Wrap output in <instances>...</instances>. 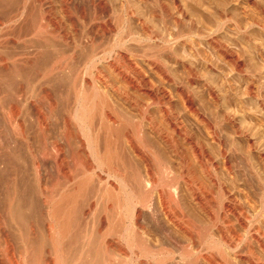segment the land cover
<instances>
[{
    "label": "bare ground",
    "instance_id": "bare-ground-1",
    "mask_svg": "<svg viewBox=\"0 0 264 264\" xmlns=\"http://www.w3.org/2000/svg\"><path fill=\"white\" fill-rule=\"evenodd\" d=\"M139 1L145 5L146 0ZM117 2L114 8L109 0H0V264H87L86 250L91 246L105 255L114 247L116 257L129 264H264V179L255 171L251 179L238 175L240 169L232 163L229 144L218 129L227 123L238 138L245 132L221 105L218 114L206 116L188 89L176 88L185 113L216 146L213 158L175 115L169 94L154 92L142 77L133 86L132 67L119 70L117 63L107 61L104 54L116 53L127 43L157 39L149 33L146 14L136 18L140 32L125 31L121 25L134 18V11L128 0ZM173 5L183 11L177 0ZM190 32L174 39L193 46L195 29ZM108 35L117 43L99 54L96 44ZM204 37L210 45L215 43L213 33ZM220 50L238 71V61L223 47ZM101 60L108 65L107 73L97 67ZM156 61L150 65L163 76L162 64ZM187 70L189 80L196 82L197 73ZM135 89L156 98L152 102L163 113L170 134L150 117L149 105L131 97ZM114 99L138 111L140 124L131 126L116 110ZM252 140H246L251 150ZM157 145L177 161L176 174L158 156ZM64 147L87 149L95 165L82 164L81 173H76L67 166ZM189 156L205 182L197 179ZM52 157L61 183L53 179ZM257 157L264 171V151L258 149ZM94 168H107L108 177L119 186L109 208L116 218L114 233L109 228L113 236L108 232L112 237L103 231L107 219L95 220L92 215L98 198L115 190L106 183L102 187L101 180L97 185L90 182L86 174ZM158 174L165 177L163 184ZM162 185L165 189L160 190ZM213 191L220 203L214 202ZM193 212L200 214L202 225ZM162 220L169 230L160 227Z\"/></svg>",
    "mask_w": 264,
    "mask_h": 264
},
{
    "label": "rangeland",
    "instance_id": "rangeland-1",
    "mask_svg": "<svg viewBox=\"0 0 264 264\" xmlns=\"http://www.w3.org/2000/svg\"><path fill=\"white\" fill-rule=\"evenodd\" d=\"M117 1L118 0H109L110 4L114 8L119 6L118 5L119 3ZM177 1L182 6V10H183L182 12H179L175 9V6L173 5L174 0H146L145 5L142 4L139 0H128L131 9L134 11V18H129V20L126 19V21L124 22L125 25L124 24L121 25L122 28L125 31L132 29V32L137 33V31H139V24L136 18H138L141 14L142 15L146 14L145 18L148 22L149 33L152 32V34L150 33V35L154 34L153 36L154 37L156 36L159 41L155 38L153 40H148V41H146L147 39L146 40L143 39V41H140V42H136V41L130 42V43H127L128 45L126 44L125 47L124 46L121 48L119 47V49L117 50L118 52L113 53V54H104V55H106L105 57L107 61L117 63L118 64L117 67L118 66L121 67L123 65L121 68L118 67L119 70L121 69L123 70L125 69V66L129 65L130 67H132L131 69L133 72L131 73L132 75L139 73L138 75H134V76L129 75L132 78V81H134L133 86L137 84L139 85V81L136 78L142 77L141 79H143L144 82L149 81L150 83L149 87L152 88L154 92L158 91V93H161L164 91L167 94H169V96H171L172 98L173 112L175 113V115L176 116L178 115L177 117H179L182 120V122L188 128L189 131L193 132L195 136H197V138H200V140L205 145L204 147L206 151L213 158H217L216 157L217 155L216 146L213 145L208 140V138L203 133L202 129H200V127H198L197 124L195 126L196 122H194V118L190 116L189 114L185 113L184 107L181 102V98L178 96V92L176 88H180V87L184 89L186 88L188 89L187 91H190L189 93L190 97H192V101L198 107L201 114H204L206 116L218 114L219 113L218 106L221 105L223 109H225L224 111L226 112L228 111L227 113L234 115V117L236 116L235 118L236 120H238L237 121L238 125L240 124L239 125L240 129L241 130L243 129L242 131L245 132L244 135L245 136L248 135V138L247 137L244 138L245 136L242 138L241 137L238 138V136L233 134L234 132L232 130V127L227 123H222L219 126L220 127L218 129L219 134L222 136V139H224L226 145L229 144L228 147L231 149L230 153L232 155L231 156L232 163L234 165L236 164L235 165L237 166L236 168L240 169L238 170L239 172L236 169V171L239 173L237 174L238 175L241 174L243 178L246 177V179L247 178L251 179L253 175L252 173L253 171H255V173H258V175H260V177L261 178L263 177L264 179V171L257 157L258 149L260 151H264V0H177ZM164 12L166 13L164 14ZM165 20L167 21L166 23H165ZM220 23L221 25H219ZM113 25H112V29H114L113 27H116V25L115 26ZM192 25L193 26L196 25V26L193 27ZM179 26L182 28H180ZM115 29L114 31L117 32L118 30L117 27ZM191 29L193 31L195 29V33L193 32V35L191 33L192 32ZM196 31L197 32L199 31V32L197 33ZM187 32L188 33L190 32L192 35L191 37L193 39L191 38L192 40L191 39L190 40H191V44L194 43L193 46H188V44L186 45L184 44V42L181 43V39L180 40L174 39L175 36L177 37L178 35H181L183 33L186 34ZM209 33H213V36L215 38V43L211 45L207 42V40L204 37L208 35ZM196 34H198L199 38L196 36ZM110 37L109 35L105 36L104 39L97 42L96 45L100 46L99 48L100 50L98 51L99 54H101L102 51L107 50L109 47L117 43V40H115L113 36L111 38ZM56 44L61 45V43H56ZM222 47L231 56H233L235 61H238L239 65L241 66L240 68H238V71H237L236 66L233 64V62L230 61L229 59L227 60V58L221 52L220 49ZM36 55H46V54H36ZM47 55L52 57L58 54H47ZM154 56H156L157 58ZM156 60L160 62V65L162 64L161 66L164 69L163 71L165 73L163 74V76L162 74L161 75L159 74L160 72H156V70L153 69L152 66L150 65L152 61H156ZM97 63H96L97 67L98 68L100 67L99 69L101 71L107 73V70H109L107 69L108 68L107 63L104 60L98 61ZM189 67L193 71H195V74L197 73L198 75V76L196 75L197 76L196 82H191L188 78L187 69ZM165 75L167 76V80L166 78L164 79ZM170 79L173 81H171ZM118 85L121 87L120 83ZM189 85L190 87L188 88L187 86ZM160 90H163V91H160ZM131 92H132L131 97L135 101L138 100L137 102L141 101L139 103H142V104L144 103V104L149 105L150 117L159 126L163 127L164 129H167L166 131L167 132L169 131L168 133L170 134L171 129H169V127L165 125L166 123L163 122L164 120L162 117L163 113L159 111L160 110L159 106L157 107L156 106L157 104L154 105L153 103L154 101L156 103V98L152 96L149 97L148 95L147 97L146 95L138 92L136 89ZM152 98L154 99L153 102H152ZM114 100L112 102L116 110L119 111V113L121 112V114L123 113V115H126V117H128L129 122H131L130 124L131 126L133 125L136 126L140 124L141 116L138 111L134 110L133 108H129V107L127 108L121 101H119V99L118 100L114 99ZM214 106L215 107L217 106V107L215 108ZM191 121L193 122L191 123ZM143 125L145 126V123L141 124L142 130L144 128ZM149 138L152 139L151 135L149 136ZM249 138L253 139L252 141H253V144L255 145L254 149L252 150L249 148V145L247 143ZM59 141L62 143L64 142L63 139H60V138H59ZM178 141L182 143L181 139H179ZM158 145L156 146V149L158 150V156L160 158L162 157L163 161H165V163L163 161L162 163L164 164L168 163L171 170H173V172L176 174L178 170L177 169L178 167H176L177 161H174L175 159L172 157L170 158V155H168L167 152H164L162 149H160ZM64 148L65 149H63V156H64V159H66L67 161V166H69V168L74 170L76 173H81L79 171L81 170V167H83L84 165L92 166V164L96 163L95 161L91 160L90 154H88L87 149L86 150L79 149L76 151L71 150L72 151L71 152L67 150L68 149L67 147H64ZM76 152H78V154ZM73 153H76V154L73 156ZM88 156L90 158H88ZM53 158L54 157H52L51 159L52 162H50V165L53 168L52 176H54L53 179L56 180L57 183L58 182L61 183L63 182V177L61 175L59 177V174L56 171L57 164H56L55 159ZM189 161L192 162L191 166L193 170L196 172L197 179L200 180L201 182H205L203 176L201 175L199 170H197L196 164L194 165L193 163L194 161L190 158V156H189ZM257 166L258 168H256ZM106 169L107 168H103L102 171L97 169L99 171L97 170L95 171V168H94L92 169V171H89L86 174V177L89 179L91 178L90 182L95 185H97L98 181L101 180L102 187H105L107 184L108 187H110L112 190H115L114 192H112V194H109V193L106 194L102 199L98 198L97 201L99 204L97 206L96 212L94 213V216L92 215V218L94 217L93 219L95 220H97L98 219L97 217L99 216L100 217L103 216V218L101 217L102 219H105V220L107 219L106 220L107 225L105 226L106 229L104 228L103 231L106 230L107 233L108 232L114 233V230L116 229H115V226H112V225L116 223L115 222L116 218H115V215L113 214L114 212L112 211V209H109V208H113L112 206L113 199H115V196L117 198V194H118V192H116L117 189L115 188L119 186L116 185L117 182L115 181L114 178H112V176L108 177L109 173L106 172L107 171ZM101 172L103 173L102 175H101ZM219 176L220 177L224 176L223 178L222 177L221 178L225 179V175H223V172L220 170H219ZM157 179H158V182L160 181L159 183H162L165 180V177L158 174ZM177 181H180V180H177ZM177 181L176 183L177 185H179L178 188H180V196L182 194V197H185L186 193L183 190V188H181L182 187L181 183ZM102 184L103 185L105 184V186H103ZM203 186H205L206 190H210V186L207 183H203ZM163 187L164 185H162V187L160 186L159 189L160 188H161L160 190L165 189V187L164 188ZM152 195L154 196L152 197L153 198L152 200L156 202L157 194L154 192V194ZM212 198L214 202L216 203L221 202V197L220 196L218 197V194L216 191H213ZM94 203L97 204L96 200ZM193 213L197 215L195 216L193 214V217L195 216L194 219L196 218V221L198 219L200 221L202 220V217L200 216V214H196L195 212ZM200 221H197V222L200 223ZM202 221H201V225L203 224ZM127 222L125 221V224ZM160 222L162 223V225L160 223V227H163L164 230L170 229L169 228L170 226L165 221L162 220ZM166 224L168 225V227H166L167 226ZM154 227L156 226L154 225ZM90 228H91V225H90ZM109 228H110V231L112 230V228L114 229L112 232H110ZM163 228L161 229L163 230ZM113 233H112V236H113ZM212 235L215 237L214 231L212 232ZM109 236H111V234H109ZM91 248L92 246L88 247L86 250V260L88 259L86 261L88 262L87 264H91L92 261H93L92 264H104V263H107V264L108 263L109 264L119 263L120 264V262L122 263L124 262L123 264L125 263L129 264L127 260L123 259V261L122 260L120 261L116 257V253L113 250L114 247L113 249H110V251L108 249L110 253L107 252L106 255L102 250L101 251L98 250L99 248H96V246L93 247V249ZM88 249L91 251L89 252ZM92 250L94 251L92 252ZM88 252L91 254L90 255L91 257H89ZM92 254H96L97 256L96 255H95L96 257L94 255L92 256ZM102 258H104V261L108 259L106 260L107 262H104Z\"/></svg>",
    "mask_w": 264,
    "mask_h": 264
}]
</instances>
